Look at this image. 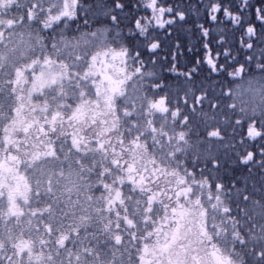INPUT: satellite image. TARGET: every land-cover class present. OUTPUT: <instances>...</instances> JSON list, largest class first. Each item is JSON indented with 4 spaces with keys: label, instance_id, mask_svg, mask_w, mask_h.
Wrapping results in <instances>:
<instances>
[{
    "label": "snow or ice",
    "instance_id": "6c2138e0",
    "mask_svg": "<svg viewBox=\"0 0 264 264\" xmlns=\"http://www.w3.org/2000/svg\"><path fill=\"white\" fill-rule=\"evenodd\" d=\"M0 264H264V0H0Z\"/></svg>",
    "mask_w": 264,
    "mask_h": 264
}]
</instances>
